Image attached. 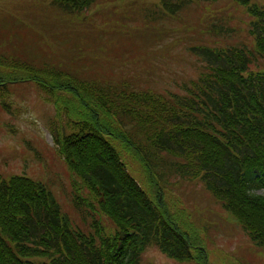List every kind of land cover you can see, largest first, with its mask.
Masks as SVG:
<instances>
[{"label": "trees", "instance_id": "1", "mask_svg": "<svg viewBox=\"0 0 264 264\" xmlns=\"http://www.w3.org/2000/svg\"><path fill=\"white\" fill-rule=\"evenodd\" d=\"M52 1L67 14L94 3ZM161 1L169 13L190 2ZM235 2L250 18V42L190 49L199 59L196 77L174 82V91L0 60L19 70L0 74L3 107L6 86L22 82L52 99V141L86 191L78 190L73 204L90 219L86 231L40 181L0 176V264H142L150 246L178 262L210 264L201 240L182 230L166 205L169 177L200 181L264 252V7ZM223 25L212 26L213 36H235L234 26Z\"/></svg>", "mask_w": 264, "mask_h": 264}, {"label": "rangeland", "instance_id": "2", "mask_svg": "<svg viewBox=\"0 0 264 264\" xmlns=\"http://www.w3.org/2000/svg\"><path fill=\"white\" fill-rule=\"evenodd\" d=\"M174 1L190 2L169 13L161 0H94L81 13L67 14L52 0H0V60L16 59L36 68L55 65L99 83L125 81L141 89L174 91V82L180 85L196 77L199 59L190 49L250 42V18L236 0ZM249 2L264 7V0ZM224 23L237 29L235 36H213L212 26ZM16 72L0 67V74ZM6 87L9 91L1 96L6 108L0 99V176H24L46 184L69 216L90 231V219L73 204L78 190L86 191L49 138L55 122L52 99L33 82ZM129 173L140 183L136 165ZM165 195L180 228L201 240L210 264H264V252L200 181L169 177ZM105 225L114 231L109 221ZM142 264L195 262L169 259L150 246L142 254Z\"/></svg>", "mask_w": 264, "mask_h": 264}]
</instances>
